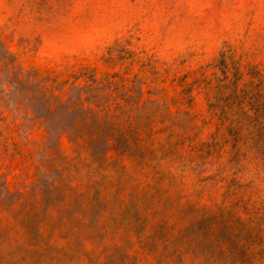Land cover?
Masks as SVG:
<instances>
[{"label": "rangeland", "instance_id": "1", "mask_svg": "<svg viewBox=\"0 0 264 264\" xmlns=\"http://www.w3.org/2000/svg\"><path fill=\"white\" fill-rule=\"evenodd\" d=\"M0 264H264V0H0Z\"/></svg>", "mask_w": 264, "mask_h": 264}, {"label": "trees", "instance_id": "2", "mask_svg": "<svg viewBox=\"0 0 264 264\" xmlns=\"http://www.w3.org/2000/svg\"><path fill=\"white\" fill-rule=\"evenodd\" d=\"M25 78L21 77V80H24ZM39 84V83H37ZM87 90V91H85ZM98 90L97 86H94V84H91L89 87H78V86H72L69 88V90H65L62 92L59 96H49L47 100V108L44 112V114H41L40 118L43 120V123L46 124L47 130L49 134H52V127L50 126L49 122L51 118H54L56 114H59L61 116L65 114H90L93 118H98L99 116L103 115L105 117L108 116L109 112V106L107 107L104 103H100V98L97 97L96 91ZM75 93L76 102L69 107L70 102V94ZM87 93L91 95V102L85 106L83 95ZM68 105V106H67ZM58 133L60 136H67V132L65 128L58 129ZM86 150L92 149L90 146L84 147ZM115 145H109L107 146V150H115Z\"/></svg>", "mask_w": 264, "mask_h": 264}]
</instances>
